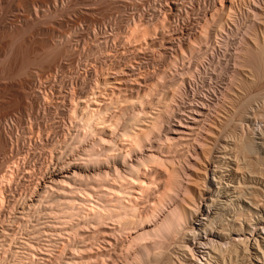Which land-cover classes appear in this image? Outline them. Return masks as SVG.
Wrapping results in <instances>:
<instances>
[{"label":"bare ground","instance_id":"obj_1","mask_svg":"<svg viewBox=\"0 0 264 264\" xmlns=\"http://www.w3.org/2000/svg\"><path fill=\"white\" fill-rule=\"evenodd\" d=\"M138 1L0 0V264H264V123L240 130L257 112L220 139V93L184 120L179 81L150 93L242 6L264 26V0H198L196 32L183 0ZM255 31L234 76L264 73Z\"/></svg>","mask_w":264,"mask_h":264},{"label":"rangeland","instance_id":"obj_2","mask_svg":"<svg viewBox=\"0 0 264 264\" xmlns=\"http://www.w3.org/2000/svg\"><path fill=\"white\" fill-rule=\"evenodd\" d=\"M135 1L137 2V0H135ZM156 1L155 0H153V1L151 0V2H156ZM183 1L185 3H187L185 5V3L183 2V4L185 5L184 6V11H185V9H188V10L190 9L189 10L190 14L188 16L189 17L188 18L189 20H188V23H187V24H189V23L190 24L187 25V26H188V28L193 27V29H194L193 32H196L195 29L198 30L199 28H196L197 27V24H194V23H196V19H198V17H201L202 16V13H203V10H201V9L198 10L199 8L197 9V2H200L201 1L200 3L202 4L203 0H200V1H198V0H196V1L195 0H189L190 3H188L187 0H183ZM208 3H209V0L206 1V4H208ZM193 7H194L195 10H191V8H193ZM242 7L243 8L241 9V12L238 13V18L239 19H237L236 22H234V21H232L230 19L226 20L225 21V24L223 26V29L221 30L220 34L218 32V35L214 36L212 38V40H210L211 42L206 43L207 45L204 44L205 46H203V47L200 45L201 48L199 46V48L197 49L198 51L196 50L197 52L196 51L193 52V53H196L195 54L196 56H194L193 53H191V54L194 57L192 55L188 54L187 57H185L186 59L183 60V62L184 61L185 62L184 63H181V64H178L179 67L182 66V64H184L183 65V66H185L184 67L185 68L184 71H187V70L189 71L188 68H191L193 71L191 69L190 70L194 74H192L190 76V74H191V72H190V74H188L189 76L188 75H185L186 78H183L184 75L182 76L181 74L180 75H181L182 78L179 75H176V74L174 76L169 75L167 78H164V80L166 81V85H168L170 83L169 86L166 87L167 89L166 88H163L164 89L163 90L160 86H159L160 88L157 86V88H159V89L155 88V89L152 90L153 92L152 91L150 92L151 93V96L153 97V99L155 98L154 101H156V99H160V98H161V101H165L166 100V97H167V93L169 91L171 92V90H170L171 88L173 89V86H172L173 81H169V78L171 77L170 79H172V80L175 78L174 79L175 82L176 81H179L178 83H180V86L182 85L184 87L186 94L184 93V95L182 96V98H183V99L181 98L182 99V102H181V99H180V101H177L178 103L176 102V104L174 106L175 107L174 109L176 111L175 110L174 111L175 112H178V114H176V115H179V117L182 116L181 119L184 117L182 120H184L185 117H186V119H188L192 115H195V113H194L193 110L196 109V108H202V110H205L206 107L207 108L212 107L213 101H215V98L218 97V93H220L219 94V98H220V101L219 102H221V103H219V104H221L222 106L224 105L223 107L220 105V108H222V110H225L226 108L227 109L229 108L230 109V113L232 112L231 113V117L232 118L230 117L231 119L229 118L228 120L225 119L226 121L224 120L225 121L224 124L226 126L223 124L222 128L218 129L219 130L218 131L219 134H223L222 135L223 138L221 137L220 139H225L226 138V137L224 138V133L227 134V135L228 134L229 135L230 134L233 135L235 133V125H236L235 123L237 122L236 120L240 118V114L243 111H245V110H248V113L249 114L251 113V115H254L253 113L254 112H257L255 114H257L258 116H255L254 115L253 116V119L251 118L252 120L251 119H249V120H247V119L242 120V123H240V126H242V127L239 126L241 131H243V129H244V131H246L247 129H248V131L250 129L251 130L252 129L254 130V128H255L254 126H258V124H263L264 123L263 122L264 121V73L260 74V76H259V74H256V72H253V70L252 71H250V70H244L243 71L242 70L241 73L235 75L236 78H234L235 76L231 73V70H232V61H231V57L230 56H231L232 52L234 51L233 49L238 44L239 39H241V36L247 35V34H250V33L252 34L253 32H251V31H255L256 30L255 32H257V34L259 33V38H260L261 41H263L262 43H264V32H262V30H264V26H262L263 27L262 28L261 26H257L256 25V27H252L250 25V27H249V24H250L249 23L250 22L249 19L250 18L248 17L247 12H246L244 6H242ZM146 8H148V6H146ZM130 11L129 10H127V12L121 11V12H119V15L120 14H125L126 15V13H129ZM210 12L212 13V9H209L208 8V14L206 15V17H210L211 16V13ZM149 13H150V11H149ZM115 14L116 13H114L112 17H110L109 19H107V24H108L107 25V31H109V32H111V28L110 27H112V23H113V19L112 18L115 17ZM125 15H122V18H124ZM186 15H187V13L184 12L183 15H182V17L185 18ZM244 17H246L247 19L244 18ZM110 22H111V24H110ZM126 23H127V21L124 20L123 21V24L126 25ZM247 23H249V24H247ZM194 25H195V27H194ZM244 31H247L246 34H243V33H245ZM248 32H250V33H248ZM170 35H171L170 33L167 34V37L166 38L169 39V38L176 37L175 34H172L171 36ZM225 39H226V41H225ZM226 42H228V43H226ZM176 47L177 46L175 45L173 47V49L170 48V49H165V50L164 49H161V47H157V48H159L158 49L159 51L156 48L157 52L154 51L155 55H151V56H154V58H155V56L156 57H159V59L157 58L158 60L156 59L154 61L155 63L153 62V63L150 64L149 70L159 71L160 69L162 70V69L168 68L169 65H167V63H168V61H170L172 59V57H171L173 55L172 54V50L173 51L176 50L175 49ZM167 51H169V52H167ZM158 52H159V54H160V52H163V53H161V55H159V54H157ZM162 54H164L163 57L165 55H167L169 57H166L165 56L163 58L162 57ZM168 54H170L171 56L168 55ZM165 58H167V60ZM169 58H170V60H169ZM162 62H163V64H162ZM165 62H166V64H165ZM204 63H205V65H204ZM152 64H154V65H152ZM152 66H154V68H152ZM164 67H166V68H164ZM230 67H231V69H230ZM157 69H159V70H157ZM174 69H175L174 66H172V69H171L172 72L175 71ZM174 73L175 72H173V74ZM230 75H231V77H229ZM188 77H189V80L190 81L188 80ZM233 78H234V80H232ZM229 79L233 81L232 82L233 85L231 84V87H230L232 90H229V91L227 90L229 92L228 93L227 91H225L224 86L227 85L226 82H228ZM181 81L182 82L184 81V82L182 83ZM154 82H156V78H154L152 80V83H154ZM184 83H185V85H184ZM170 86H171V88H170ZM186 89H187V91H186ZM222 90H223L224 93H228V94H224L222 92ZM214 91H215V93H214ZM215 94H217V95H215ZM235 94H236L237 97L235 96ZM185 95H187V97ZM213 97H214V99H213ZM222 97L223 98L226 97V98L223 99ZM227 98H229L230 100H228ZM199 100H200V103H199ZM201 102L202 103L205 102V103H203V105H202ZM223 102L225 104H223ZM193 103H195V104H193ZM177 104H179V105L177 106ZM184 105H185V107H184ZM192 107L194 109H192ZM203 107H205V108H203ZM181 109L183 111H181ZM249 110H250V112H249ZM192 111H193V113H192ZM234 113H235V115H234ZM188 115H190V116H188ZM224 115H226V114H224ZM179 117L177 118V116L173 115L172 116L173 119H171V123H173V122L178 123V120L177 119H179ZM256 118H257V120H256ZM181 119H179V120H181ZM246 123L247 124L249 123V124L247 125ZM250 125H251V127H250ZM232 127H234V128H232ZM218 137L219 136L217 134L215 138L218 139ZM218 146H220V145H218ZM212 148L214 149V147H211V149ZM216 149H217V147L214 149L216 151V153L213 150L212 151V155L219 156V154H220L219 151H218L219 148L217 150ZM263 181H264V179H263ZM171 244L169 245L170 246V251H172V250L174 251L175 244L174 243H173L174 245H171Z\"/></svg>","mask_w":264,"mask_h":264}]
</instances>
